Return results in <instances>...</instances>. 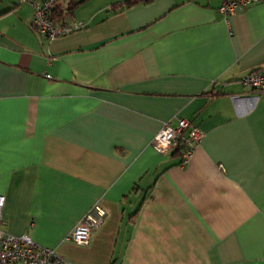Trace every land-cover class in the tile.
Masks as SVG:
<instances>
[{
	"label": "crops",
	"instance_id": "crops-1",
	"mask_svg": "<svg viewBox=\"0 0 264 264\" xmlns=\"http://www.w3.org/2000/svg\"><path fill=\"white\" fill-rule=\"evenodd\" d=\"M125 1L60 0L85 27L50 41L0 0L7 231L66 264H264V94L241 84L264 69V3L226 18L225 0ZM181 118L204 131L186 165L151 145Z\"/></svg>",
	"mask_w": 264,
	"mask_h": 264
},
{
	"label": "built area",
	"instance_id": "built-area-1",
	"mask_svg": "<svg viewBox=\"0 0 264 264\" xmlns=\"http://www.w3.org/2000/svg\"><path fill=\"white\" fill-rule=\"evenodd\" d=\"M27 4L34 11L33 28L46 39L53 41L82 30L83 22H66L55 18L60 0H14ZM264 3V0H225L219 8L224 17L233 15L238 7ZM241 84L251 92L264 94V69L252 72L242 78ZM204 137V131L190 120L181 118L176 124L164 123L153 138L151 145L160 154H172L182 142L185 149L181 155L182 165L192 158L196 147ZM5 197L0 195V264H66L67 260L55 249L38 245L28 234L14 235L7 231L3 219ZM107 216L106 210L95 205L73 229L71 239L81 245H88L93 232L98 229Z\"/></svg>",
	"mask_w": 264,
	"mask_h": 264
},
{
	"label": "trees",
	"instance_id": "trees-1",
	"mask_svg": "<svg viewBox=\"0 0 264 264\" xmlns=\"http://www.w3.org/2000/svg\"><path fill=\"white\" fill-rule=\"evenodd\" d=\"M153 0H126L125 2L123 3H116L113 5L114 8H117L119 6H122V5H125L128 9H133L137 6H146V5H149L150 3H152ZM62 14V13H61ZM59 12H58V8L56 9V12H55V18L56 19H61L62 18V15H61ZM218 95V94H217ZM185 149V146L183 145L182 142L179 143V146H178V149L174 152L175 154H179L180 157L183 153Z\"/></svg>",
	"mask_w": 264,
	"mask_h": 264
}]
</instances>
